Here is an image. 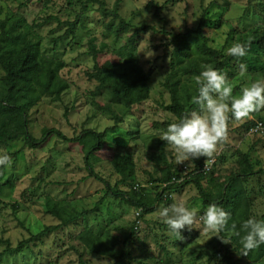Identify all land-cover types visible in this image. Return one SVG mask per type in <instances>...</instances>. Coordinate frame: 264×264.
<instances>
[{
    "label": "rangeland",
    "instance_id": "rangeland-1",
    "mask_svg": "<svg viewBox=\"0 0 264 264\" xmlns=\"http://www.w3.org/2000/svg\"><path fill=\"white\" fill-rule=\"evenodd\" d=\"M100 1L0 0V22L17 19L34 28L41 38L42 51L65 61L67 66L61 77L69 85L60 100L45 97L30 112L32 137L40 139L45 132L53 131L43 145L31 147L25 138L0 145V153L11 157L7 168L0 167L4 184L0 195V254L39 230L60 224L62 208L88 209L79 224L49 232L42 241L25 246L20 253L1 255L0 264H116L114 259L86 252L77 235L82 230L110 232L121 245L134 225V237L127 245L129 257L122 264H219L224 254L220 233L221 239L212 232L201 233L203 225L196 223L191 230L182 229L180 239L169 233L155 211L140 218L139 210L109 193L107 185L115 186L120 179L112 165L115 156L131 153L136 164L135 182L153 195L161 191L151 179L158 178L165 169L164 164L154 160L160 153L161 139L157 136L175 119L167 110L170 95L163 85L173 48L169 35L195 29L203 10L212 5L211 13L221 19L220 26L205 27L203 31L213 47L225 50L233 43L231 36L254 28L264 30V0H120L118 12L124 21L123 29L119 28L120 19L101 13ZM104 1L109 10L115 7L116 0ZM75 22V33L70 34L69 23ZM143 27L150 29L137 32ZM129 48L135 51L148 76L150 97L134 106L116 130H108L103 148L91 158L99 177L96 179L89 176L86 168L84 141L70 139L85 129L102 132L112 127L113 115L106 107L117 115L121 113L106 91L94 95L98 83L89 80L86 73L96 64L105 71L120 69ZM224 72L233 84L234 94L247 82L263 80L248 71L241 75L239 64ZM3 74L0 67V76ZM257 120L264 121V109L249 118L230 121L210 165L214 181L222 183L240 171L244 154L250 156L256 174L243 184L247 200L245 197L242 203L243 207L249 203L250 214L260 218L264 214V173L258 171H264V137H252L247 131ZM57 132L67 140L59 138ZM163 146L167 164L177 170L180 180L206 159L193 158L189 167L188 162L177 165L173 150L165 142ZM202 185L207 193L215 191L206 180ZM131 186L120 185L119 189L128 191ZM49 199L55 203L50 213L45 206ZM168 199L170 203L183 199L187 206L198 205L201 210L204 207L194 184L169 194ZM232 235L233 232H227L225 239L229 248L234 249L229 240ZM232 256L237 264H264V257L255 262L240 254V249H235Z\"/></svg>",
    "mask_w": 264,
    "mask_h": 264
},
{
    "label": "trees",
    "instance_id": "trees-1",
    "mask_svg": "<svg viewBox=\"0 0 264 264\" xmlns=\"http://www.w3.org/2000/svg\"><path fill=\"white\" fill-rule=\"evenodd\" d=\"M100 3L101 13L105 16L112 15L114 19H120L119 28L123 29L124 21L118 12L120 0H116L115 7L111 10L106 8L104 0ZM211 9L212 5H209L203 10L195 29L169 35L170 44L173 48L169 61V72L163 85L170 95V105L167 106V110L175 119L195 107L191 102V97L195 94L194 77L201 71V64H212L224 72L235 66V64L243 63L247 66V71L250 74L258 75L264 80V30L254 28L248 32H241L234 37L231 36L232 42H241L248 46L247 54L238 58L226 55L223 49L215 48L210 44V38L203 31L205 27L219 28L220 26L221 19L213 16ZM80 20L79 15L77 21ZM69 25L68 32L74 34L76 22L69 23ZM0 29V67L4 72L0 76V145L19 138H25V141L31 147L38 144L43 145L49 137L48 134L53 131L45 132L40 139L32 137L29 133L28 118L32 108L41 99L50 97L53 100H60L61 96L68 90V82L61 77V71L67 65L61 58L51 57L42 51L41 38L34 28L26 25L24 21L7 19L0 22ZM149 29L150 27L138 28L137 32ZM86 75L89 80H95L98 83L94 95L99 96L106 91L110 102L115 104L118 112L121 113V115H117L112 108L106 107V110L113 115L114 125L112 127L102 132L85 129L78 137L70 139L72 142L84 141L86 149L84 160L89 176L99 179L92 166L91 158L95 156L98 150L103 148L108 130H116L134 106L140 105L149 99L150 87L148 76L139 64L136 53L132 48L126 51V57L120 69L105 71L103 67L96 64L94 69L87 72ZM255 122L247 127V131ZM57 134L59 138L67 140L60 132H57ZM252 137L262 138L264 135L252 134ZM158 143L160 153L154 157V160L159 164H164L165 169L161 171L158 178L151 179L152 183H156L161 188V191L156 195H153L147 187L135 182L136 164L131 153L116 155L112 162L113 169L120 179L115 186L107 185L109 193L115 194L126 204L138 209L140 218L155 211L158 204L164 202L165 205L169 204V194L183 190L190 184H194L198 189L202 200H204V206L216 202L231 212L232 215L228 225L220 232L221 237L224 239L227 232H234L231 227L233 222L238 228L240 222L251 215L250 204L248 203L243 207L247 196L243 184L247 178L256 174L253 161L248 154L242 156L240 171L232 174L222 183L214 181L212 169L210 171L202 170L204 161H199L194 169L185 173L180 180L177 176V170H174L171 164H167L166 155L164 154V141L159 140ZM258 173H264V171L259 170ZM177 180H180V182ZM203 180L212 184L215 191L205 192L202 185ZM127 184L132 185L128 191L119 189L120 185ZM3 187L4 184L1 183L0 177V195ZM45 206L50 213L53 211L55 203L49 199L46 201ZM62 209L63 217H61L60 224L39 230L30 238L21 241L15 248L8 247L3 254L20 253L25 246L35 241H42L49 232L79 224L88 213L87 208L81 211L75 208ZM260 218H264V214ZM134 226L121 245L119 240L113 237L110 232L104 231L94 233L91 230H82L77 235V240L84 245L86 252L114 259L116 264H122L129 257L127 245L134 237ZM137 228L136 225L135 229ZM222 240L220 243L224 254L219 264H237L232 254L235 249H240L238 237L233 234L229 238L231 243L235 245L234 249L229 248V245L224 242L227 239ZM3 254H0V256ZM248 257L255 262L260 261L264 257V245L250 251Z\"/></svg>",
    "mask_w": 264,
    "mask_h": 264
},
{
    "label": "clouds",
    "instance_id": "clouds-1",
    "mask_svg": "<svg viewBox=\"0 0 264 264\" xmlns=\"http://www.w3.org/2000/svg\"><path fill=\"white\" fill-rule=\"evenodd\" d=\"M247 47L234 41L224 51L226 55L238 58L247 54ZM200 68L201 71L194 77L196 90L191 97L195 107L167 124L157 137L173 150L177 165L188 162L189 167L193 165V158L206 157L204 163L207 168L217 145L226 136L229 122L249 118L250 114L264 109V80L247 82L234 94L233 84L225 72L212 64H201ZM239 69L240 74L244 75L247 66L240 63ZM10 164L11 157L0 153V167L7 168ZM155 212L169 233L180 239H183L181 230H191L196 223H202L201 233L212 232L216 234L213 236L220 238L219 233L228 225L232 215L216 202L208 203L201 210L198 205L187 206L183 199L161 204ZM231 227L238 237L240 254L248 256L250 251L264 245V218L249 215L238 228L235 222Z\"/></svg>",
    "mask_w": 264,
    "mask_h": 264
},
{
    "label": "built area",
    "instance_id": "built-area-1",
    "mask_svg": "<svg viewBox=\"0 0 264 264\" xmlns=\"http://www.w3.org/2000/svg\"><path fill=\"white\" fill-rule=\"evenodd\" d=\"M248 133L252 136V134L255 135H264V122L262 121H256L252 126L249 127ZM205 162V161H204ZM186 171H189L188 167H184ZM212 169V166L209 164L207 168H205V163L203 164V171H210ZM174 181H176L175 178H173ZM180 182V180H177Z\"/></svg>",
    "mask_w": 264,
    "mask_h": 264
}]
</instances>
